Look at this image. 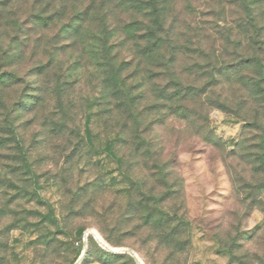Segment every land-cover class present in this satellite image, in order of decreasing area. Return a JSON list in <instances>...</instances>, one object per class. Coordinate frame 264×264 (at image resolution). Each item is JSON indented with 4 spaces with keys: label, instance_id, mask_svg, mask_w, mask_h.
Masks as SVG:
<instances>
[{
    "label": "rangeland",
    "instance_id": "374dc122",
    "mask_svg": "<svg viewBox=\"0 0 264 264\" xmlns=\"http://www.w3.org/2000/svg\"><path fill=\"white\" fill-rule=\"evenodd\" d=\"M97 2L0 0V70L22 78L0 84V110L27 122L21 153L0 118V264H264V111L246 62L264 64V0H155L162 39L143 56L123 26L143 33L152 6L113 2L114 51L145 94L126 117L64 32L70 15L94 30ZM48 51L54 66L31 73Z\"/></svg>",
    "mask_w": 264,
    "mask_h": 264
},
{
    "label": "trees",
    "instance_id": "16d2710c",
    "mask_svg": "<svg viewBox=\"0 0 264 264\" xmlns=\"http://www.w3.org/2000/svg\"><path fill=\"white\" fill-rule=\"evenodd\" d=\"M113 2L116 5H126L131 3V6L133 5L134 8L140 9L145 8L142 6L143 4L150 7L152 6V9L147 13L150 17V24L145 27L143 33H136L137 30H139V28H133L137 25L136 22H129L125 24L123 29L129 30V32L126 33L127 39L131 37L136 44L137 42L142 44L139 45L140 51L138 50L142 56L149 53L150 50L154 48H160V40L162 39L161 33H163V21L161 20L159 9L155 6V0H98L96 5L99 11V17L97 19V24L94 26V30L91 29L88 32H82L83 27L79 22L76 24L75 28H71V20L74 15H70L68 21L64 23L65 26L63 27L64 32L70 34L72 33L71 35L73 37L81 35L79 39L81 49H83V51L86 52L95 62L98 71L102 75L101 82L103 90L101 95L106 100L107 111L111 115L116 114L117 117L133 116L135 114V105L139 99L144 97L145 94L144 92H137L139 86L136 85V83H128L129 76L125 75L124 72L131 62L124 58H119V51H114L120 43L119 41L112 40L114 29L110 28L108 23V12L111 10L110 6ZM147 8L148 7H146V9ZM86 11L88 12L87 9ZM77 14L80 15V13ZM43 17L45 16L40 18ZM45 18L42 19L44 21V25L47 24L50 16H47L46 21ZM73 45L76 46V43H73ZM48 53L50 54L49 59L44 62H39L32 68L33 71H31V73L34 72L36 75H39L54 66L55 60L53 54L51 51H48ZM246 62L249 63V65L254 64L257 67L255 77H251L249 80L252 85L258 88L257 96H260L261 98L260 107H262L264 111V64L262 62V58L259 56H253L247 58ZM243 64H245L244 61ZM21 80L22 78L15 70H0V84L2 85H16L20 83ZM55 82L59 84L57 89L59 90L60 95L67 92L66 90L71 88L73 83L68 79V77H61L60 74L56 77ZM164 88L165 87H155L156 90H159V98L169 99V94L166 93ZM41 90L42 89L40 87L39 93H36L35 95L36 102L30 106L29 111L33 110L36 104L42 99V94H40ZM70 107H72V104ZM13 112L14 110L9 106H6L4 110H0V118H2V131L6 134V138H8L7 140L13 141L16 147L19 148L20 152L24 153V136L19 129L21 127L24 129L27 126V122L22 126L16 125L13 119H11V114ZM126 127L127 124L124 122V126L121 127L120 132L124 131ZM259 163L261 166L260 168L264 172V155L259 157Z\"/></svg>",
    "mask_w": 264,
    "mask_h": 264
}]
</instances>
